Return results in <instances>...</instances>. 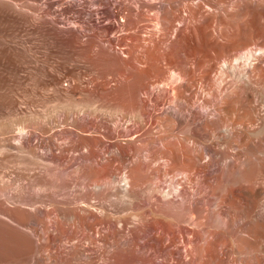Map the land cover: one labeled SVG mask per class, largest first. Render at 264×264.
Instances as JSON below:
<instances>
[{"label": "bare ground", "instance_id": "obj_1", "mask_svg": "<svg viewBox=\"0 0 264 264\" xmlns=\"http://www.w3.org/2000/svg\"><path fill=\"white\" fill-rule=\"evenodd\" d=\"M4 18L45 42L0 33L46 94L0 103V264H264V0H0Z\"/></svg>", "mask_w": 264, "mask_h": 264}, {"label": "rangeland", "instance_id": "obj_2", "mask_svg": "<svg viewBox=\"0 0 264 264\" xmlns=\"http://www.w3.org/2000/svg\"><path fill=\"white\" fill-rule=\"evenodd\" d=\"M96 11L94 13L96 17L99 16L98 19L104 21L105 17L102 15L101 9ZM61 24L66 25L63 22ZM12 31H16L18 34L23 35L29 43H33L40 59L45 57L46 48L43 40L25 34L23 30H17L5 18L0 19V33L7 34ZM0 41L2 43L0 46V103H18L24 109L36 105L42 107V97L46 94L43 85L45 69L42 66L35 67V63L29 60V56L14 52L10 48L11 43L3 39ZM48 54H51L49 55L51 61L57 58L54 53Z\"/></svg>", "mask_w": 264, "mask_h": 264}]
</instances>
